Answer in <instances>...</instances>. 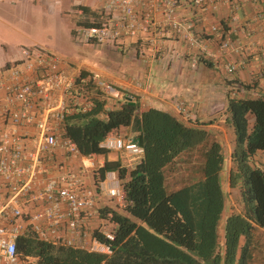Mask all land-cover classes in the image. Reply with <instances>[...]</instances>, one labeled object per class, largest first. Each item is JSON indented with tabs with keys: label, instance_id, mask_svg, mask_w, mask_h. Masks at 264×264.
I'll return each instance as SVG.
<instances>
[{
	"label": "trees",
	"instance_id": "1",
	"mask_svg": "<svg viewBox=\"0 0 264 264\" xmlns=\"http://www.w3.org/2000/svg\"><path fill=\"white\" fill-rule=\"evenodd\" d=\"M87 75L82 70L75 81ZM79 85L91 87L88 82ZM89 100V108L63 117L64 134L82 155L105 154L99 141L113 129L131 125L136 117L139 129L134 140L143 150L130 169L118 159L104 160L97 168L98 178L105 171H116L123 191L121 212L109 207L98 211L113 225V239L91 232L110 252L47 243L26 227L15 238L22 264H264V242L259 238L264 229V167L253 158L264 152V95L226 96L224 122L233 133L226 180L236 194L237 210H229L223 219L227 203L221 181L223 154L204 128L188 126L157 108L139 111L137 102L128 97L117 108L105 109L96 89ZM188 161L190 168L185 165ZM176 162L180 163L176 170L189 169L190 174L186 184L173 188L167 176Z\"/></svg>",
	"mask_w": 264,
	"mask_h": 264
},
{
	"label": "built area",
	"instance_id": "2",
	"mask_svg": "<svg viewBox=\"0 0 264 264\" xmlns=\"http://www.w3.org/2000/svg\"><path fill=\"white\" fill-rule=\"evenodd\" d=\"M218 1L235 6L232 0H191V4L203 9ZM180 4V0H104L103 10L112 21L78 26L74 35L85 44H114L122 37L135 39L145 32L154 55L158 52L161 27H169L186 44L204 53L193 33V19L177 16ZM156 9L162 12L161 25L152 17ZM256 18L264 25V11L257 12ZM211 29L216 31L214 25ZM219 47H230L228 36L220 40ZM205 56L215 58L211 53ZM66 64V59L56 52L31 45L19 47V57L0 67V264H22L15 238L26 227L36 239L47 243L82 248L87 236V250L110 252L108 245L92 237L91 232L97 230L104 239L112 240L111 229L92 228L87 233L82 222L97 215L99 193L121 202V180L114 170L105 171L98 178L96 169L90 173L91 185L84 183L81 166L94 169L95 153L82 155L58 126H63L66 98L75 100L80 95L74 89L76 85L88 82L101 97L113 101L122 99V93L96 71L76 82L75 77L64 72ZM241 65L242 62H228L224 71L232 73ZM173 111L183 123L192 119L190 106L181 100L173 103ZM23 128L35 131L20 133ZM98 147L135 159L143 152L134 138L112 132L99 141ZM80 157L88 163H71Z\"/></svg>",
	"mask_w": 264,
	"mask_h": 264
},
{
	"label": "crops",
	"instance_id": "3",
	"mask_svg": "<svg viewBox=\"0 0 264 264\" xmlns=\"http://www.w3.org/2000/svg\"><path fill=\"white\" fill-rule=\"evenodd\" d=\"M180 1L177 16L193 19V33L205 51L204 53L186 44L169 27H165V29L161 27L158 37L160 42L158 52L154 55L148 48L146 41L148 33L145 32H140L135 39L122 37L114 44L101 45L80 42L105 51L107 62H101L100 68L75 60L70 54L63 56L61 53H56L67 61L63 67L66 74L76 78L82 70L86 73L96 71L105 81L120 89L122 99L118 101L101 97L105 109L117 108L124 97H128L137 102L139 111L152 107L177 117L173 111V103L181 100L188 104L193 116L189 122L184 123L188 126L204 128L221 147L222 172L225 173L221 181L222 185L225 183L227 186L228 193L230 187L227 184L226 175L231 164L233 133L224 122L226 96L245 98L264 95V25L256 18L257 12L264 11V0H232L235 8L230 4L218 1L206 4L203 9L194 7L191 0ZM31 2L35 3L34 0H30V4ZM98 2L97 4L93 0H87L85 3L83 1L71 2V7L76 9L79 15V18L73 23L75 28L83 22L102 24L112 21L103 10L104 0H98ZM152 17L155 23L161 25V9H156ZM213 25L216 27V31L211 29ZM75 28H70L69 31L76 40ZM226 36L229 37L230 47L221 49L219 42ZM45 47L54 51L50 46ZM205 53H211L215 58H207ZM18 57L19 48L14 51L0 48V67ZM231 61L242 62V65L232 73H226L224 65ZM76 86L74 89L77 88L80 95L75 100L70 96L66 98V112L91 106L89 99L92 92L90 89L82 88L80 85ZM248 120V123L251 124V117ZM132 129L134 132L131 133ZM138 129L139 123L136 117L131 125L119 126L110 132L134 138ZM58 130L64 134L62 125L58 126ZM34 131L33 128H23L19 132L31 134ZM106 153L94 155V169L81 166L86 179L90 178L91 171L100 167L104 160H110ZM116 153L117 157L113 160L118 159L121 165L127 169H130L138 160L128 155H122L120 152ZM80 162L84 165L88 163L81 157L71 160L73 165ZM179 164L178 162L173 164L174 168L172 165L167 176L171 182L170 186L173 188H178L189 180L185 176L190 174V170L185 169L182 172L176 170L175 167H178ZM185 165L186 168H190L192 163L188 161ZM86 183L91 185L89 179ZM82 224L87 233L95 225L92 218H85ZM88 242V237H84L82 248L87 249Z\"/></svg>",
	"mask_w": 264,
	"mask_h": 264
},
{
	"label": "rangeland",
	"instance_id": "4",
	"mask_svg": "<svg viewBox=\"0 0 264 264\" xmlns=\"http://www.w3.org/2000/svg\"><path fill=\"white\" fill-rule=\"evenodd\" d=\"M77 1L85 3L87 0H34L35 3L31 2V4L30 0H0V48L14 51L21 46L37 45L43 48L50 46L63 56L70 54L75 60L100 68L101 62H107L105 51L91 45L81 44L70 34V28H75L73 23L79 18L77 10L71 7V2ZM93 2L99 3L98 0H93ZM104 44L101 43V45ZM90 91L94 92L95 88L91 86ZM132 132H134L133 129ZM106 154L110 160L117 157V153L113 151ZM253 158L257 165L264 167V152L256 153ZM80 173L84 183L88 179L90 182L93 181L91 177L87 179L84 177L83 170ZM222 176H225L224 171L221 178ZM226 187L224 183L225 196L228 198H226L227 203L222 219L229 213V210H237L233 206L236 194L232 189L227 193ZM117 202V199H108L103 193H99V209L109 207L121 212ZM99 209L97 215L92 218L93 224L95 223L93 229H112V224L99 216ZM221 229L222 220L218 224L219 234H221ZM259 232H261L259 238L264 242V229Z\"/></svg>",
	"mask_w": 264,
	"mask_h": 264
},
{
	"label": "clouds",
	"instance_id": "5",
	"mask_svg": "<svg viewBox=\"0 0 264 264\" xmlns=\"http://www.w3.org/2000/svg\"><path fill=\"white\" fill-rule=\"evenodd\" d=\"M180 120V119H179Z\"/></svg>",
	"mask_w": 264,
	"mask_h": 264
}]
</instances>
